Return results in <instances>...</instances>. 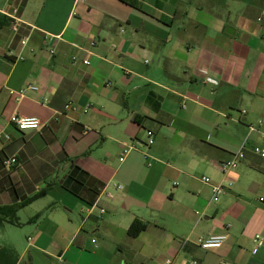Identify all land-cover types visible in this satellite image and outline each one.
Wrapping results in <instances>:
<instances>
[{
    "label": "crops",
    "instance_id": "1",
    "mask_svg": "<svg viewBox=\"0 0 264 264\" xmlns=\"http://www.w3.org/2000/svg\"><path fill=\"white\" fill-rule=\"evenodd\" d=\"M0 132V208L47 191L0 226L16 264H264V0H0Z\"/></svg>",
    "mask_w": 264,
    "mask_h": 264
},
{
    "label": "built area",
    "instance_id": "2",
    "mask_svg": "<svg viewBox=\"0 0 264 264\" xmlns=\"http://www.w3.org/2000/svg\"><path fill=\"white\" fill-rule=\"evenodd\" d=\"M10 18H12L16 24L13 27L14 30L17 29V24L20 22L18 19H16L15 16H11ZM27 39L22 41V45L25 46L27 44ZM96 43H90V47L95 46ZM85 52H88V50L84 49ZM53 52H51L52 54ZM73 60H77L76 58H73ZM84 65L89 66L90 65V61L88 59H85L83 61ZM37 87L34 86H28L18 92L15 91H11L10 95L12 96H17L18 99H21L24 97L25 93L27 91H36ZM9 125L13 126L14 128H16L18 131L20 132H25V131H37L39 129L42 128V122L40 119L35 118V117H21L18 115H12L9 120H8ZM147 136H148V145L151 146L154 144V138H153V133L150 131H147ZM2 137V132H0V138ZM7 140H9V137L4 136ZM136 150L135 146H129V147H124L121 150V153L119 155V162L123 163L126 159V157L132 152ZM252 153L255 154L256 156L264 159V148L262 147H254L252 149ZM145 158H148V155L145 154ZM245 158V149H241L238 153H236L232 159H230L227 162L221 163L219 165V168L221 170V172L224 175L229 174L230 172L236 170V168L238 167V165L244 160ZM17 159L16 158H11L10 160L7 161V164L10 166L13 165H17ZM148 166H151V164H148ZM201 181L206 184V185H210L212 188V201L214 203H217L220 199V197L222 195H224L227 191L228 188H230L232 186L231 183H229L228 186H224L221 184H212L210 179L208 177H202ZM101 213H104L103 210H101ZM228 240V235L227 234H223V235H211L209 237H198L195 241H194V245L197 246L198 248L202 249V250H212V249H219L222 247V245ZM189 242L186 241L184 243ZM255 244L257 247H262L264 245V239L260 236L257 235L255 237ZM167 264H172V262L170 260L167 261ZM191 264H198L196 261L191 262Z\"/></svg>",
    "mask_w": 264,
    "mask_h": 264
},
{
    "label": "trees",
    "instance_id": "3",
    "mask_svg": "<svg viewBox=\"0 0 264 264\" xmlns=\"http://www.w3.org/2000/svg\"><path fill=\"white\" fill-rule=\"evenodd\" d=\"M47 194V191H41L36 196L26 200L22 204H18L16 206L8 207V208H0V226L4 223H8L13 226H20V223L17 219L18 212L33 203L35 200L44 197ZM39 218V216L34 217L30 222H34ZM148 228L147 223L142 222L139 219L134 220L132 223L128 234L130 237H137L142 232H145ZM0 264H16V261L12 260L9 253L5 250H0Z\"/></svg>",
    "mask_w": 264,
    "mask_h": 264
}]
</instances>
